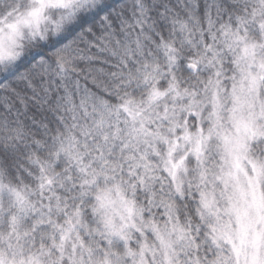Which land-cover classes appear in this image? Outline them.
I'll use <instances>...</instances> for the list:
<instances>
[{
  "label": "snow or ice",
  "instance_id": "6c2138e0",
  "mask_svg": "<svg viewBox=\"0 0 264 264\" xmlns=\"http://www.w3.org/2000/svg\"><path fill=\"white\" fill-rule=\"evenodd\" d=\"M0 264H264V0H0Z\"/></svg>",
  "mask_w": 264,
  "mask_h": 264
}]
</instances>
